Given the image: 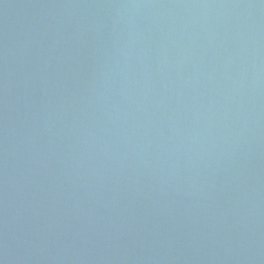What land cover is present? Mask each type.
Here are the masks:
<instances>
[{
  "label": "water",
  "instance_id": "water-1",
  "mask_svg": "<svg viewBox=\"0 0 264 264\" xmlns=\"http://www.w3.org/2000/svg\"><path fill=\"white\" fill-rule=\"evenodd\" d=\"M0 264H264V0H0Z\"/></svg>",
  "mask_w": 264,
  "mask_h": 264
}]
</instances>
